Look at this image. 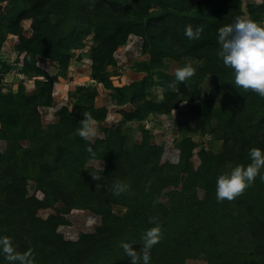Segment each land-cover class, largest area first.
Instances as JSON below:
<instances>
[{"label":"trees","instance_id":"16d2710c","mask_svg":"<svg viewBox=\"0 0 264 264\" xmlns=\"http://www.w3.org/2000/svg\"><path fill=\"white\" fill-rule=\"evenodd\" d=\"M210 2L206 6L207 1L193 0H9L6 20L0 23V49L6 35L19 38L15 47L18 57L8 71L18 82L16 91L5 97L4 74L0 73V139L29 141L32 147L11 145L0 153V238L8 239L14 253L28 254L33 264H132L122 243L142 255L145 233L159 226L160 239L150 249V264H184L200 255L207 264H264V212L257 211L259 199L264 198V180L259 186L262 190L256 193L247 188L233 200L218 201L217 176L202 165L194 170L188 163L194 145L186 149L177 145V163L159 166L161 152L149 144L147 136L131 149L123 142H113L116 150L111 152L106 138L91 143L78 134L75 137L85 114L98 122L106 115L104 108L92 104L95 92H88L89 87L77 89V104L69 112L61 108L60 119L50 131L44 133L38 120V106L51 105L56 77L41 69L37 59L57 62L64 74L79 32L93 22L101 43L90 50L91 78L114 90L113 100L118 104L134 105L133 121L169 114L182 102H194L200 98L199 83L213 76L234 106L232 112L218 117L222 126L209 131L223 140L222 152L215 158L219 165L247 166L250 149L264 150V96L235 85L232 69L218 55V30L241 18L240 0ZM59 14L64 17L51 26L49 19ZM248 15L255 22L262 21L264 0L249 5ZM29 17H33L31 35L25 37L21 22ZM188 25L202 29L199 39L185 36ZM130 35L141 39V54L149 59L136 65L137 71L144 72L139 81L116 87L106 68L116 66L113 54L125 46ZM20 55H24L22 61ZM187 59L204 64L185 81L165 71L166 60ZM4 66L0 58V71ZM20 75L34 79L39 92L26 94ZM155 86L166 91L155 96L151 93ZM254 118L256 125H252ZM139 126L147 135V129ZM258 128L259 137L253 133L259 132ZM205 154L208 152L200 156ZM28 156L31 165L25 162ZM98 158L105 160L106 174L84 168L87 159ZM29 167L33 175L28 174ZM177 169L180 171L175 174ZM181 173L184 175L179 176ZM26 179L34 182L41 199L28 194ZM117 184L126 185V189L117 194ZM180 185L181 189H176ZM171 187L174 189L164 195L165 207L160 197ZM197 188L205 191L202 201L197 199ZM233 203L234 209L247 210V237H235ZM114 205L124 208L122 215L113 212ZM50 208L55 212L46 219L37 216L39 210ZM73 209L99 216L100 224L92 233H80L75 241H67L57 229L68 225L65 216ZM237 242L246 247L238 250ZM244 255L247 258H242ZM0 264L20 262L9 261L0 250Z\"/></svg>","mask_w":264,"mask_h":264},{"label":"rangeland","instance_id":"374dc122","mask_svg":"<svg viewBox=\"0 0 264 264\" xmlns=\"http://www.w3.org/2000/svg\"><path fill=\"white\" fill-rule=\"evenodd\" d=\"M195 2L207 1L205 4L208 6L211 0H193ZM262 0H240V10L242 19H250L248 15L249 5H260ZM211 5V4H210ZM9 6V0H0V23H3L6 14V7ZM62 15H54L49 19L51 26H56V23L63 18ZM68 17V16H65ZM33 17L21 22L22 34L25 37L31 35V22ZM259 25L264 26V19L257 22ZM78 42L74 49L71 50L68 61V70L62 74L58 68L57 62L38 58L37 65L41 69L46 71L49 76L56 77V82L52 87V101L49 107L38 106L37 111L39 114V124L41 129L45 132L50 131L48 128L58 123L60 119L61 108H67V111L73 110V107L77 104V89L79 87H89L88 92H95L93 105L95 108L106 111L105 118L103 121H94L93 128L95 129V135L90 136L87 141L91 143L98 139H107L110 143L111 148L107 149L108 152L116 150L113 142H123L124 147H131L133 145H139L144 139V136L149 138V144L153 148H158L161 152L158 165H164L165 163L174 164L179 159V150L177 145L181 146L182 149L190 147V158L188 163L191 164L192 168L198 169L201 165L204 169H208L210 174H215L217 178L226 173H230L231 170L236 167L232 166L231 163L225 165H219L217 159L223 149V140L220 135H212L209 131L221 127L222 123L219 122L218 117H221L226 112L233 111L232 99L227 96L228 92L223 90L219 85V82L213 76L205 77L198 86L200 89V98L194 102H182L176 110H172L169 114H154L150 118L138 122L132 120V115L135 111L134 105L131 103L118 104L116 100H113L114 90L106 89L102 84L97 83L91 78V61L89 59L90 50L92 47L100 45L101 40L95 34L93 29V22L87 23L77 37ZM19 44V38L13 35H6V39L0 49V58L5 61L4 68L1 69L0 73L4 74L2 83L6 86L2 89V94L5 97L16 91L17 82L14 74L8 72L9 68L14 65L15 59L18 57L15 47ZM142 41L137 36L130 35L124 47L117 50L113 57L116 60V66L107 67L106 71L110 75L111 82L114 86L120 87L124 84H130L133 81H139L143 76L144 72L136 70V65L140 62L149 59L148 55L141 54ZM24 55L19 56V60L22 61ZM191 64L195 68V72L203 67L204 63L194 62L189 59L184 61L166 60L165 71L169 75H176V71L185 65ZM20 67V66H18ZM8 72V73H7ZM1 74V75H2ZM6 74V75H5ZM195 74V73H194ZM23 79V85L25 87V93L31 95L38 93L39 88L35 87L34 79H26L23 75H20ZM25 78V79H24ZM171 88V87H170ZM173 89V88H171ZM86 91V92H87ZM166 91L165 88L155 86L151 89V93L155 96H160ZM79 105H82L80 103ZM240 117V116H239ZM209 120V121H208ZM239 121V118H238ZM258 120L253 119L252 125H256ZM82 127V124H80ZM139 125H143L144 129H147L148 133L141 131ZM263 123L259 124L261 129ZM253 133L259 137L257 133ZM83 138L79 135V131H75L73 135L75 137ZM250 133H247L248 136ZM261 136V135H260ZM77 137V138H78ZM85 139V138H84ZM124 140V141H121ZM264 139V136H261ZM11 145H20L21 149H32L29 145V141L19 140L11 143L9 140L0 139V153H4ZM22 150H20L19 154ZM98 152H102L99 150ZM202 152H208L203 157L200 156ZM104 153V151L102 152ZM105 154V153H104ZM106 155V154H105ZM25 162H29L31 158L24 157ZM49 160V159H47ZM93 167L97 171L103 174L107 173V165L105 160L102 158L98 159H87L84 164V168ZM172 170V169H171ZM180 170L177 169L175 174ZM262 171V170H261ZM28 174H32L30 167L28 168ZM184 174H179V176ZM217 184V182H216ZM25 185L28 188V194L35 196L39 199L42 198V194L35 188V184L31 179L25 180ZM262 180L259 175L250 187H248L253 193L262 190ZM174 188H167L163 190L160 197V202H163L165 207H168L166 194L167 191L173 190ZM176 189H181V185ZM247 189V188H246ZM264 191V188H263ZM197 199L202 201L206 198L205 191L203 189H196ZM264 197V194H263ZM260 198V197H259ZM260 202L257 204L258 213L264 212V198L259 199ZM233 203V215L236 217V224L234 228L235 237H247L246 226L248 215L246 209H241ZM112 210L117 215H122L124 208L114 205ZM53 209L39 210L37 216L41 219H46L48 215L53 214ZM68 221V225L60 226L57 229V233L61 234L67 241H75L80 233H92L95 227L100 224V217L93 215L87 210L73 209L69 214L65 216ZM246 227V228H245ZM237 249L243 250L245 244L237 242ZM229 247L227 246V249ZM230 253V252H229ZM232 253H234L232 251ZM247 258L245 255L242 258ZM184 264H207L203 256H198L193 259H186Z\"/></svg>","mask_w":264,"mask_h":264},{"label":"clouds","instance_id":"9594fccd","mask_svg":"<svg viewBox=\"0 0 264 264\" xmlns=\"http://www.w3.org/2000/svg\"><path fill=\"white\" fill-rule=\"evenodd\" d=\"M201 32V28L197 27L194 30L192 25H188L184 34L189 39H199ZM217 39L220 45L218 55L223 59L225 66L232 69L235 85L264 96V26L251 19L237 18L235 23L218 30ZM194 73L195 68L188 64L176 71V79L183 82ZM93 123V118L85 114L82 127L78 130L79 135L85 139L95 135ZM249 156L251 163L247 166L237 165L230 173L222 174L217 178L218 201L233 200L250 187L258 175L261 180H264V173L261 171L264 169V150L252 148L249 150ZM125 189L126 185L117 184L115 191L119 194ZM159 239L160 228L157 226L145 233L142 255H138L128 243H122L121 246L131 257L132 264H140L141 261L142 264H150V249ZM0 250L7 254L9 261L33 264L28 254L14 253L7 238H0Z\"/></svg>","mask_w":264,"mask_h":264}]
</instances>
